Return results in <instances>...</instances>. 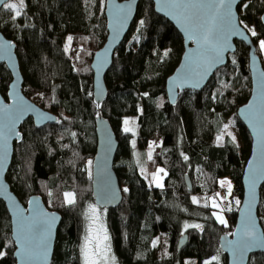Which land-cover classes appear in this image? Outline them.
Listing matches in <instances>:
<instances>
[{
  "label": "trees",
  "instance_id": "1",
  "mask_svg": "<svg viewBox=\"0 0 264 264\" xmlns=\"http://www.w3.org/2000/svg\"><path fill=\"white\" fill-rule=\"evenodd\" d=\"M104 9L105 0H25L21 17L15 20L14 13L0 9V31L17 45L24 92L59 121L36 127L29 117L20 125L22 139L14 142L6 179L24 204L30 195L39 193L48 208L60 212L51 264H83V210L94 202L88 161L96 151L95 116L101 111L119 141L113 167L123 197L117 207L106 208L117 264H204L214 256L218 261L212 264H226L219 237L235 224L238 206L234 201L242 198L243 168L251 148L249 131L237 115L251 90L248 49L236 41V51L228 54L227 63L203 89L184 90L171 105L166 79L181 58L183 38L155 12L151 0H140L105 75L108 96L98 109L91 62L107 36ZM263 10L264 0H244L238 6L240 20L257 27L252 39L264 67V53L259 50V40L264 39ZM69 36L73 39L66 52ZM11 78L6 65L0 63V91L5 98ZM221 81L230 87L222 88ZM125 119L135 121L130 125L135 135L121 130ZM228 122L236 126L240 138L233 142L224 133L218 144L216 137ZM150 143L154 145L152 160L147 158ZM157 168L167 173L163 187L152 182L151 174ZM186 174L191 190L185 184ZM225 177L233 184L231 196L225 199L232 202V210L224 211L227 226L212 215L217 209L210 202L204 206L208 197L218 193L219 181ZM64 191L75 193V204L64 203ZM193 197L199 203H193ZM226 204L221 203L225 209ZM258 215L264 230V183ZM191 223L202 228L183 230ZM182 232L187 240L178 248ZM157 238L159 243L153 247ZM14 249L10 217L0 199V250L7 253L0 257V264H16ZM248 264H264V252L253 253Z\"/></svg>",
  "mask_w": 264,
  "mask_h": 264
},
{
  "label": "snow or ice",
  "instance_id": "2",
  "mask_svg": "<svg viewBox=\"0 0 264 264\" xmlns=\"http://www.w3.org/2000/svg\"><path fill=\"white\" fill-rule=\"evenodd\" d=\"M235 0H165L161 10L168 9L171 14H175L181 20L182 26L188 32V39L197 44V50L187 57L185 64V71L180 76L173 79L174 87H183L189 85L193 88L201 86L204 78L209 74L213 67L223 63V53L227 51V41L232 35H244L246 30L252 37L257 36L255 28H249L244 24L243 20H237L232 13V5ZM244 4L243 7H247ZM0 7L14 13L12 19L21 17L22 10L25 7V0H19L18 3H10L7 0H0ZM116 9L115 21L118 28L123 27L130 14V5L120 6L113 5ZM191 10H195L194 12ZM264 19V18H262ZM144 21H140V26L143 27ZM242 26V28H241ZM247 38V37H245ZM72 37L67 38L68 43L65 46V51L69 50ZM86 39V38H85ZM13 44L4 42L0 43V58H9ZM259 50L264 53V39L259 40ZM168 52L164 53L166 57ZM79 59V57H77ZM234 64L235 60L232 61ZM221 87L227 89L230 84L221 81ZM258 101L251 103L247 108L241 109V113L246 115L252 122L253 130L257 134V144L259 149V158L250 162L249 165V199L244 209V216L241 221L239 229L234 233H229L236 237L235 240L227 241L228 249L232 252L234 260L237 264H243L246 254L254 248L264 247V233H261L256 224V219L253 216V206L255 204V190L257 183L264 180V72H260L257 81ZM221 95L223 93H220ZM42 95V94H41ZM91 95V93H89ZM144 95H147L145 93ZM216 95L213 94V99ZM175 99L173 98V103ZM99 107V104H97ZM31 108V105H26L22 98H16V103L9 107L7 105L0 108V171L3 170V163L7 159V145L8 139L12 135H18L15 132L16 123L22 115ZM55 119L52 116L46 115L43 112L38 113L37 122L41 123L45 120ZM59 122V121H57ZM123 131L125 133L131 132L135 135L134 125L135 121L125 119L123 121ZM229 125L225 124L224 129L227 130ZM233 142L236 137L231 132L227 133ZM75 133H73V136ZM223 140V134L216 137L219 144ZM135 147V140L132 141ZM153 144H149V151L147 153L148 159L152 160ZM187 160V156L184 157ZM89 167L92 161H88ZM142 172L145 170L142 168ZM163 174V176L161 175ZM164 168H157L151 174L152 182L156 187H163V178L166 176ZM91 177V172L89 171ZM221 187L227 186V196L232 194V184L228 180L219 181ZM6 187L0 185V194L6 193ZM128 191L127 188L124 189ZM52 195L51 192L48 193ZM111 199H115V193H111ZM64 203L73 205L76 203L74 192H64ZM101 202H111L109 194L104 193L100 197ZM226 197H221L220 193L208 197L204 206L208 207L209 202L212 208L218 209L212 215L222 225L227 226L228 222L223 216L225 210L231 211V201L227 209L221 207V203ZM218 200L220 202H218ZM193 203H199L196 197L192 198ZM12 210L15 213V242L18 245L16 255L21 264H46L51 250V241L53 226L58 219L56 215L45 212L39 206L38 200H31L29 204L32 206L30 215L25 216L24 210L20 209L14 200H11ZM234 203L239 206L241 201L235 200ZM106 211V208H105ZM85 218L88 221L83 242L80 247L83 264H116L115 257L111 255L110 237L105 227L100 207L98 205L90 204L88 211L85 213ZM202 228L199 224H185V228ZM159 243V239L153 240L152 245L155 247ZM7 253L0 250V257ZM213 261H218V257H212V260L205 261V264H212Z\"/></svg>",
  "mask_w": 264,
  "mask_h": 264
},
{
  "label": "water",
  "instance_id": "3",
  "mask_svg": "<svg viewBox=\"0 0 264 264\" xmlns=\"http://www.w3.org/2000/svg\"><path fill=\"white\" fill-rule=\"evenodd\" d=\"M9 1L11 0H7V2ZM139 1L140 0H105L104 14L106 18L107 36L105 38L103 45L94 53L91 62V68L93 72V99L94 102L96 103V106L97 104H99V107H97L98 109H100V107L102 106V104L104 103V101L107 99L108 96V89L105 84V75L112 64L113 55L116 49L120 46L124 37L128 33L132 22L136 17L137 6ZM151 1L153 2L155 12L165 17L170 23H172L183 38L184 49L181 58L177 66L173 70V72L166 79L165 90L168 97V101L171 105L176 104L180 92L187 89H192L195 91H199L203 89V87L207 85V83L209 82L210 78L215 73V71L227 63L228 54L234 53L236 51L237 48L236 41H240L248 49L251 90L247 101L238 107L237 115L241 120V122L245 125V127L249 131L251 137V148H250L249 156L243 168V174H242L243 194L241 198V203L237 209L234 228L232 231L223 232L219 237V246L222 252L227 256L226 264H237V262L233 258L232 252L228 249L227 241H232L236 239L235 236L229 235V233L236 232L240 227L241 221L244 216V209L249 199V165L251 161L258 160L260 155L257 144V134L253 130L252 122L246 115L241 113V109H245L251 103L258 101V91H257L258 75L260 72H264V67L261 58L257 53V48L252 39L251 34L245 30L243 36L232 35L228 39L227 44L229 47L227 51L223 53V63L216 65L215 67L212 68L209 74L202 81L200 87L193 88L189 85H184L183 87H174L172 84L173 79L180 76L181 73L185 71V64L187 62V57L190 55V50L192 53H195L197 50V44L188 39V32L185 31V28L182 26L181 20L178 19L175 14H171L170 10L168 9L161 10L165 0H151ZM243 1L244 0H235V2L232 5V13L236 16L237 20H240L238 6ZM192 2H197V0H192ZM113 5H120V6L130 5V14L126 22L123 24V27L118 28L117 26V23L115 21L116 9L113 7ZM1 8L2 7H0V9ZM191 11L194 12L195 10H191ZM262 18H264V10L262 11L260 16V20L264 25V19ZM4 42L11 43L14 45V47L11 49V54L9 58H0V63H4L6 65L12 76L7 89V97L5 98L0 91V108H2L5 105L12 107L16 103L17 96L22 98L26 105H31V108L28 111H26L19 119V121L16 123L15 132L18 133V135H12L8 139L7 159L3 163V170L0 171V185L6 187L7 191L5 194H0V199L4 202L10 217L11 237L15 245L13 256L16 260V264H21V262L19 261V258L16 255L18 251V245L15 242V236H14L15 213L12 210L13 206L11 200H14L15 203L19 206V208L24 210L25 216L30 215L32 212V206L29 204V201L31 200H38L41 209H43L45 212L49 214L54 213L56 215L58 219L56 220V223L53 226L51 250L49 253L48 261L46 262V264H51L53 259L55 243H56L57 230L62 216L60 212H58L57 210L48 208L44 203L42 196L39 193L30 195L27 199V203L24 204L16 195V193L13 191L11 184L6 179V174L11 165L13 152H14V142L21 141L22 139V132L20 131V125L27 118L31 117L36 127H42L46 124L57 123L58 116L52 111L41 107L34 100L30 99L26 95L23 88L24 78L22 74L21 64L16 52L17 45L12 39L7 38L0 31V43H4ZM173 98L175 99L174 103H173ZM39 112H43L44 114L52 116L55 119L45 120L41 123H38L37 118ZM95 132H96L97 144L91 165L92 197L94 202L102 208L117 207L121 203L123 197L121 186L113 167L116 152L119 146V141L109 119L105 117L101 111H99L95 116ZM184 179L186 186H188V188L191 190L192 184L189 175L186 174L184 176ZM263 183L264 180H261L257 183L255 190V204L253 206V216L256 219L257 228L261 233H264V230L258 215V206L260 201V190ZM113 192L115 193V199H111L110 194ZM104 193L109 194V199H111V202H101L100 197ZM225 237L227 238V241L224 239ZM186 240H187V234H184L182 237H180L177 242L178 248H181L185 244ZM257 252H264V247L254 248L250 252H248L246 254L245 260L243 261V264H248L250 260V256L253 253H257Z\"/></svg>",
  "mask_w": 264,
  "mask_h": 264
},
{
  "label": "rangeland",
  "instance_id": "4",
  "mask_svg": "<svg viewBox=\"0 0 264 264\" xmlns=\"http://www.w3.org/2000/svg\"><path fill=\"white\" fill-rule=\"evenodd\" d=\"M11 1H13V3H18L19 2V0H11ZM244 24H246V25H248V27L249 28H255V31L257 32L258 30H257V27H256V25L254 24V23H252V22H246V23H244ZM227 125H229V127H228V129L227 130H223V132H222V134H224V133H228V132H231L232 133V135L233 136H235L236 137V139L238 140L239 138H240V135H239V133H238V130H237V128H236V126H234L233 124H232V122H228L227 123ZM121 130L123 131V126L121 127ZM121 131V132H122ZM124 132V131H123ZM139 154V153H138ZM140 156H141V154H139ZM147 158H148V156H147ZM147 158H145V159H147ZM93 159V158H92ZM144 159V160H145ZM92 161V160H91ZM91 167V166H90ZM144 173L145 174H147V171L145 170L144 171ZM162 176H163V174H161ZM164 179V178H163ZM221 180H228V181H230L231 182V184H232V180L230 179V178H228V177H225V178H222V179H220V181ZM163 182V181H162ZM227 190V186H225V187H221L220 186V189L218 190V193H220V196L221 197H226V199H229L228 197L229 196H227V192H225L226 190ZM232 188H233V184H232ZM64 192H71V191H64ZM63 192V193H64ZM63 199H64V197H63ZM224 201H226V203L228 204V207H229V201L230 200H224ZM90 204H93V205H97L95 202H88L86 205H85V207H84V210H83V216H84V219H85V227H84V232H83V235H82V242H83V236H84V234H85V228H86V225H87V223H88V221L86 220V218H85V213L88 211V206L90 205ZM226 204V205H227ZM100 207V206H99ZM221 207H222V205H221ZM239 207V206H238ZM238 209V208H237ZM214 211H219L218 209L217 210H214ZM213 211V212H214ZM100 212H101V215H102V220H103V223H104V225H105V227L107 228V231H108V234H109V237H110V233H109V230H108V226H107V223H106V211H105V208H102V207H100ZM223 214V216H224V218H225V214H224V212L222 213ZM192 224H198V223H191L190 225H192ZM233 228H234V225H233V227L231 228V229H229L228 231H232L233 230ZM186 228H184L183 230H185ZM184 234H183V232H182V234H181V236L180 237H182ZM110 244H111V241H110ZM111 255H113L114 257H115V255L113 254V251H112V245H111ZM115 260H116V258H115ZM205 261H209V260H205ZM205 261L203 262L204 264H205ZM82 263H83V261H82ZM116 264H117V261H116Z\"/></svg>",
  "mask_w": 264,
  "mask_h": 264
},
{
  "label": "built area",
  "instance_id": "5",
  "mask_svg": "<svg viewBox=\"0 0 264 264\" xmlns=\"http://www.w3.org/2000/svg\"><path fill=\"white\" fill-rule=\"evenodd\" d=\"M78 49L76 48L74 51H77Z\"/></svg>",
  "mask_w": 264,
  "mask_h": 264
}]
</instances>
